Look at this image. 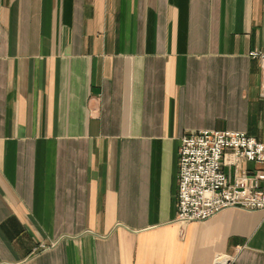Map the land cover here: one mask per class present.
<instances>
[{
  "label": "crops",
  "instance_id": "obj_1",
  "mask_svg": "<svg viewBox=\"0 0 264 264\" xmlns=\"http://www.w3.org/2000/svg\"><path fill=\"white\" fill-rule=\"evenodd\" d=\"M256 50L264 0H0V264H264V211L177 208L185 136L264 143Z\"/></svg>",
  "mask_w": 264,
  "mask_h": 264
},
{
  "label": "built area",
  "instance_id": "obj_2",
  "mask_svg": "<svg viewBox=\"0 0 264 264\" xmlns=\"http://www.w3.org/2000/svg\"><path fill=\"white\" fill-rule=\"evenodd\" d=\"M249 57L260 64L264 98V51ZM226 151L235 158L262 166L255 177L231 183L223 170ZM178 222L186 225L206 221L230 208L264 211V143L243 132L202 131L185 136L179 152L177 194ZM216 264H231L219 257Z\"/></svg>",
  "mask_w": 264,
  "mask_h": 264
}]
</instances>
